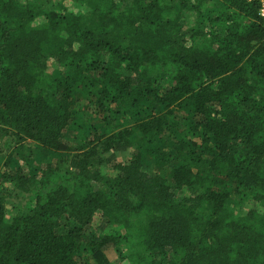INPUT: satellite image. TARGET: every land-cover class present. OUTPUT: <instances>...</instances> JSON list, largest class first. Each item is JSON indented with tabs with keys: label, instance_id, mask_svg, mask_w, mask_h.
I'll list each match as a JSON object with an SVG mask.
<instances>
[{
	"label": "trees",
	"instance_id": "16d2710c",
	"mask_svg": "<svg viewBox=\"0 0 264 264\" xmlns=\"http://www.w3.org/2000/svg\"><path fill=\"white\" fill-rule=\"evenodd\" d=\"M259 7L0 0V264H264Z\"/></svg>",
	"mask_w": 264,
	"mask_h": 264
},
{
	"label": "rangeland",
	"instance_id": "374dc122",
	"mask_svg": "<svg viewBox=\"0 0 264 264\" xmlns=\"http://www.w3.org/2000/svg\"><path fill=\"white\" fill-rule=\"evenodd\" d=\"M12 140H10L9 142H11ZM121 151H119V152H116L115 153V155L114 154H112V157L114 158H116V156H117V158L116 159H119V160H121V158H122V156H126L127 154H126V152L125 153H122V152H124L125 151V149H120ZM122 153V154H121ZM3 156V155H2ZM9 211L12 213V212H14V209L12 208V206H10L9 207ZM102 217H101V212H99V214L97 215V218H96V220H94V225H93V227L91 228V232H97V233H101L102 232V229L100 228L101 226V223H102V219H101ZM110 228H114V227H109V228H107V230H109ZM118 229V228H117ZM107 256L109 257V259L111 260V262H112V264H117V252L115 251V250H112V249H110L109 250V253L107 254ZM111 264V263H110Z\"/></svg>",
	"mask_w": 264,
	"mask_h": 264
},
{
	"label": "built area",
	"instance_id": "2783aa9c",
	"mask_svg": "<svg viewBox=\"0 0 264 264\" xmlns=\"http://www.w3.org/2000/svg\"><path fill=\"white\" fill-rule=\"evenodd\" d=\"M252 1V0H251ZM259 2V15L264 20V0H257Z\"/></svg>",
	"mask_w": 264,
	"mask_h": 264
}]
</instances>
